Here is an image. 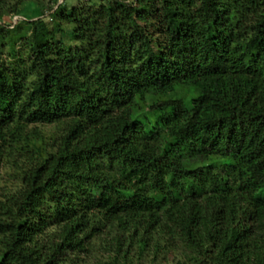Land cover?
<instances>
[{
	"label": "trees",
	"instance_id": "obj_1",
	"mask_svg": "<svg viewBox=\"0 0 264 264\" xmlns=\"http://www.w3.org/2000/svg\"><path fill=\"white\" fill-rule=\"evenodd\" d=\"M95 240L264 264V0H0V264Z\"/></svg>",
	"mask_w": 264,
	"mask_h": 264
},
{
	"label": "rangeland",
	"instance_id": "obj_2",
	"mask_svg": "<svg viewBox=\"0 0 264 264\" xmlns=\"http://www.w3.org/2000/svg\"><path fill=\"white\" fill-rule=\"evenodd\" d=\"M61 2L64 0H60ZM66 3L69 6H76L81 3V0H66ZM48 13V12H47ZM11 16L8 17V20ZM20 19H24L22 16H14L12 21L18 22ZM188 133V126H179L177 127L176 135L185 136ZM104 234H102L103 236ZM103 240V239H102ZM96 245V246H95ZM107 246L101 244V241L95 240L94 246L91 248L88 255L84 257L83 264H96L98 260H104L107 256ZM185 251L183 249H165L160 250L158 253L154 251L144 252L142 256L136 254L135 264H176L178 260H185Z\"/></svg>",
	"mask_w": 264,
	"mask_h": 264
}]
</instances>
